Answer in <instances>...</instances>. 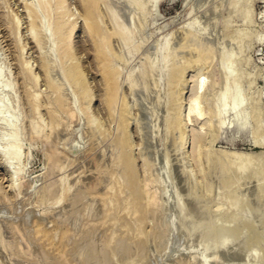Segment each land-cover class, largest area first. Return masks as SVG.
Masks as SVG:
<instances>
[{"label":"rangeland","instance_id":"374dc122","mask_svg":"<svg viewBox=\"0 0 264 264\" xmlns=\"http://www.w3.org/2000/svg\"><path fill=\"white\" fill-rule=\"evenodd\" d=\"M39 1L0 0V264H264V0Z\"/></svg>","mask_w":264,"mask_h":264},{"label":"bare ground","instance_id":"6f19581e","mask_svg":"<svg viewBox=\"0 0 264 264\" xmlns=\"http://www.w3.org/2000/svg\"><path fill=\"white\" fill-rule=\"evenodd\" d=\"M42 1V0H41ZM41 1H39V2H41ZM45 1V0H44ZM43 1V2H44ZM95 1H97V0H92L89 4H85V6H86V8H87V10H89V9H93L92 7H93V4H94V2ZM99 1V0H98ZM148 2H146V4H148L149 3V1L150 0H147ZM43 2H41V3H43ZM124 2V1H123ZM122 2V3H123ZM152 2V1H151ZM150 2V3H151ZM154 2V1H153ZM152 2V3H153ZM45 4H46V2H44ZM100 3H101V1H100ZM115 3V2H114ZM124 4H125V2H124ZM127 4V3H126ZM42 5H44V4H42ZM95 5V4H94ZM116 6H120L121 4H119V3H116L115 4ZM115 5H114V8H115ZM136 5V4H135ZM124 7H127V6H124ZM90 12V11H89ZM89 12H87V18L89 19V21H88V23H86V24H90L91 26H97L98 25V18H97V16H94L95 14V12L94 13H89ZM96 13H98V12H96ZM113 14H114V12H113ZM96 17V18H95ZM126 18V17H125ZM87 19V20H88ZM86 20V21H87ZM90 22V23H89ZM118 22V21H117ZM114 25V27L112 28V30H114V31H117V28L120 26L118 23L116 24V23H113ZM116 24V25H115ZM100 28V27H99ZM92 30H93V28H92ZM196 31H198V30H196ZM99 33H102L101 32V30H100V32ZM190 33V32H189ZM188 33V34H189ZM96 34V33H95ZM106 35V34H105ZM104 35V36H105ZM103 36V35H102ZM108 36V35H107ZM112 36V35H111ZM110 35H109V37H111ZM106 37V36H105ZM198 37V35H197V33H193V31H192V34L190 33L189 34V37L186 39V38H184V41L185 42H183L184 44V47H183V49L182 50H185V49H187V50H189V51H196L198 48H197V45H198V41H197V38ZM249 37V36H248ZM99 38V37H98ZM97 38V39H98ZM100 38H102V37H100ZM186 39V40H185ZM95 40V39H94ZM107 40V38H105V41ZM128 40V37H124L123 38V42H126ZM183 40V39H182ZM108 41V40H107ZM194 46H196V50H193L194 49ZM193 47V48H192ZM101 48V47H100ZM201 49V48H200ZM210 50V49H209ZM205 51H207V50H205ZM211 51V50H210ZM210 51H208V52H210ZM202 52V51H201ZM206 53V52H205ZM204 53V54H205ZM208 54V53H207ZM104 55V54H103ZM200 55V54H199ZM206 57V56H205ZM104 61V60H103ZM105 61H107V60H105ZM102 62V61H101ZM198 61L196 60V63H197ZM150 67V66H149ZM107 68V67H106ZM230 69H232L231 67H230ZM49 70V69H48ZM105 69H103L102 71H104ZM233 70V69H232ZM109 73V72H108ZM57 74V73H56ZM107 75V74H106ZM58 76V75H57ZM52 77V76H51ZM111 79H112V76L110 77ZM110 79V80H111ZM56 83V82H55ZM58 83V82H57ZM70 83H71V81H70ZM227 85H231V81L230 80H228L227 81ZM234 83V82H233ZM54 84V83H53ZM111 84H112V82H111ZM54 85H56V84H54ZM54 85H52V86H54ZM107 85V84H106ZM109 86H110V83H109ZM232 86V85H231ZM111 89V88H110ZM62 92V91H61ZM110 92H111V90H110ZM110 92H109V94H110ZM108 94V95H109ZM35 101V100H34ZM210 101V100H209ZM241 104H242V102H241ZM245 104V103H244ZM65 105V104H64ZM62 107V106H61ZM257 109V108H256ZM237 111V110H236ZM255 111V110H254ZM219 113V112H218ZM217 113V114H218ZM220 114V113H219ZM212 115H214V116H217L216 115V113L215 112H213V114ZM253 116L254 117H256L257 116V112H254V114H253ZM253 117V118H254ZM256 120V119H255ZM258 122V121H257ZM123 123V122H122ZM219 124V127H220V123H218ZM258 125V124H257ZM256 125V126H257ZM221 126H222V124H221ZM260 127V126H259ZM122 128H124V126H122ZM120 129H121V126H120ZM256 129H257V127H256ZM255 129V130H256ZM260 131V130H259ZM258 132V131H257ZM256 133V132H255ZM89 135V134H88ZM90 136V135H89ZM123 138V137H122ZM91 140V139H90ZM126 141V140H125ZM91 145V144H90ZM107 145V144H106ZM125 146H126V144H125ZM15 147V149L16 150H14V151H12L13 149H10V151L8 150V151H5V152H3V156L4 157H6V156H8L9 157V159H10V162H9V165H13L16 161H18V150H17V148H16V146H14ZM46 150V149H45ZM48 150V149H47ZM124 150V149H123ZM129 151V150H128ZM126 149H125V151H124V155H123V153H122V151H121V153H122V155H123V158L122 157H120V158H122L121 159V163H120V165H119V167H118V169L116 170L117 172H116V174L115 175H118V174H125V173H128V174H126V176L128 175V177L130 176V178H127V180L128 179H130L129 181H126V182H134V174L135 173H133V167H132V164H131V160H130V153L128 152ZM48 154H49V152H48ZM216 155H218V157H222V158H225V162H226V159H235V158H242L243 157V154H241V153H230V152H218V154L216 153ZM250 156V155H249ZM247 157V156H246ZM211 158V157H210ZM249 158V157H248ZM218 160V159H217ZM243 160V159H242ZM249 160V159H248ZM119 161V160H118ZM238 162V161H237ZM243 163H245V162H243ZM247 163V162H246ZM232 163H230V165H231ZM216 165V164H215ZM224 165V162L222 163H220V164H218V165H216V167L218 166V167H221V166H223ZM239 165V164H238ZM244 165V164H243ZM242 165V166H243ZM227 166H229V165H227ZM101 167V166H100ZM215 167V168H216ZM248 168H249V166H247ZM261 167V166H260ZM214 168V167H213ZM232 168V167H231ZM239 168H241V167H239ZM99 169V168H98ZM237 169V168H236ZM236 169H234V170H236ZM244 169V168H243ZM257 169V168H256ZM230 170V169H229ZM228 170V171H229ZM152 171V170H151ZM231 171V170H230ZM239 171H242V169H239ZM236 172V171H235ZM253 172H254V170H253ZM259 173V171H256L255 172V175H257ZM100 174V173H99ZM253 175H254V173H252ZM260 175V174H259ZM100 176H101V174H100ZM120 176H122V175H120ZM125 176V175H124ZM114 177V176H113ZM258 177H260V176H258ZM257 177V178H258ZM99 178H101V177H98L97 179H99ZM256 178V179H257ZM261 179V178H260ZM46 180V179H45ZM101 180V179H100ZM100 180H98V182H100ZM236 181V180H235ZM253 181V180H252ZM96 182V181H95ZM94 182V183H95ZM136 183V182H135ZM100 184V183H99ZM112 184V183H111ZM167 184V183H166ZM234 184V183H233ZM232 184V185H233ZM244 184V183H243ZM242 184V185H243ZM130 185H133L132 183L130 184ZM135 185H137V184H135ZM226 186V183H223L222 184V186ZM98 186V185H97ZM121 186V185H120ZM221 186V187H222ZM235 186V185H234ZM58 187V186H57ZM92 187V186H91ZM119 187V186H118ZM136 187V186H135ZM220 187V188H221ZM192 188V187H191ZM223 188V187H222ZM226 188V187H225ZM229 188H230V186H229ZM59 189V188H58ZM234 189V188H233ZM55 190V189H54ZM192 190V189H191ZM231 190V189H230ZM136 191H140V190H136ZM223 191H224V189H223ZM257 191V190H256ZM220 193V192H219ZM224 192H222V193H220L221 195L223 194ZM229 194H230V192H228ZM260 193V192H259ZM228 194V195H229ZM231 194H232V191H231ZM257 194V193H256ZM113 195V194H112ZM221 197V196H220ZM219 197V198H220ZM223 197V196H222ZM221 197V198H222ZM135 198H136V195H135ZM134 198V199H135ZM228 198V197H227ZM264 198V197H263ZM137 199V198H136ZM229 199L231 200V202H235L236 201V197H232V196H229ZM106 200V199H105ZM223 200V199H222ZM227 200V199H226ZM260 200V199H259ZM228 201V200H227ZM168 202V201H167ZM226 202V201H225ZM264 202V201H263ZM2 203V202H1ZM170 203V202H169ZM179 204V203H178ZM256 204V203H255ZM261 204V203H260ZM262 205V204H261ZM140 206V205H139ZM136 207H137V204H136ZM262 207H264V206H262ZM219 208H221V207H219ZM226 208V207H225ZM145 209V208H144ZM229 209V208H228ZM143 211V210H142ZM224 211V210H223ZM166 212V211H165ZM145 213V212H144ZM143 213V214H144ZM171 215V214H170ZM143 216V215H142ZM148 216V215H147ZM144 219H146V218H144ZM235 219V218H234ZM234 219H233V221H234ZM174 220H175V218H174ZM237 220V219H236ZM250 219L248 218V216L247 215H245V218H244V220L242 221V220H238L239 222H238V224H236V222H235V226L234 227H232V228H229V230L224 234V235H221L220 236V238H222V239H229V238H235L236 240L237 239H239V240H241L242 242H243V240H248V234H249V229H251V225H252V221L250 222L249 221ZM9 223H11V222H9ZM14 223V222H13ZM230 223H233V222H230ZM169 224V223H168ZM107 225V224H106ZM133 225H134V222L132 221V222H130L129 223V225L128 226H126V230H129L130 228H132L133 227ZM142 225V224H141ZM201 227V226H200ZM231 227V226H230ZM21 228V227H20ZM167 228V227H166ZM170 228V227H169ZM125 230V229H124ZM18 230H16V229H14V233L17 235L18 234ZM166 232H167V230H166ZM206 236V235H205ZM19 237V236H18ZM163 237V236H162ZM167 237V236H166ZM170 237V236H169ZM165 238V237H164ZM176 238H177V236H176ZM219 238V239H220ZM22 239V238H21ZM178 240L180 241V239L178 238ZM239 240H237V241H239ZM145 241V240H144ZM168 241V240H167ZM179 241H177V242H179ZM185 240H183V242H184ZM161 242V241H160ZM138 243H139V241H138ZM144 243V242H143ZM170 243V242H169ZM147 244V243H146ZM164 244V243H163ZM185 244V246H186V242H184L183 243V245ZM190 244H191V241H190ZM190 244H188V245H190ZM20 245H22V244H20ZM160 245V244H159ZM166 245H167V243H166ZM182 245V244H181ZM191 245H193V244H191ZM195 245V244H194ZM5 246V245H4ZM142 246V245H141ZM144 246V245H143ZM164 246V245H163ZM192 247V246H191ZM22 248L23 247H21V250H22ZM160 248V247H159ZM158 248V249H159ZM192 248H194V247H192ZM161 249L163 250V247L161 246ZM161 249H160V252H162L161 251ZM24 250V249H23ZM171 250V249H170ZM24 251H26V250H24ZM140 254V253H139ZM158 254V253H157ZM187 254V253H186ZM193 255V254H192ZM138 256V255H137ZM184 256V255H183ZM182 256V257H183ZM190 256V255H189ZM185 257V256H184ZM186 257H188V256H186ZM191 257V256H190ZM38 258V257H37ZM194 258V257H193ZM42 259V258H41ZM141 259V258H140ZM179 259V258H178ZM169 260V259H168ZM177 260V259H176ZM42 262V261H41Z\"/></svg>","mask_w":264,"mask_h":264}]
</instances>
